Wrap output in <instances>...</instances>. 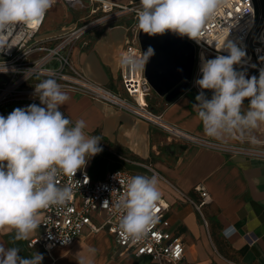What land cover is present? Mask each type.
Listing matches in <instances>:
<instances>
[{
	"label": "crops",
	"instance_id": "crops-1",
	"mask_svg": "<svg viewBox=\"0 0 264 264\" xmlns=\"http://www.w3.org/2000/svg\"><path fill=\"white\" fill-rule=\"evenodd\" d=\"M109 1L128 4L132 0ZM256 2L257 8L264 6V0ZM71 11L66 5L50 11L43 35L73 26L81 14L75 17ZM123 18L89 32L73 48L70 60L87 81L126 95L120 58L130 20ZM240 70L236 71L244 72L246 78L259 77L254 71ZM199 72L200 67L195 68L190 85L170 101L154 89L148 96L150 107L177 133L87 92L61 88L69 99L59 108L73 124L83 119L86 133L101 139L102 152L85 166L94 180H104L117 169L156 175L160 200L168 206L170 230L184 241L188 260L194 264H264V131L251 129L243 138L226 135L217 140L206 136L192 107L202 91L195 83ZM44 79L48 77L37 76L32 81ZM30 104L5 105L0 115L6 117ZM247 107L246 99L242 111ZM197 184H203L211 195L200 210L182 195L199 200ZM40 232L41 225L28 240ZM14 235V231H0V245L19 248L24 258L40 253L44 257L41 264H79L81 259L84 264H153L147 257L121 253L122 248L106 230H86L73 245L51 250L41 245L29 247L28 240L16 241Z\"/></svg>",
	"mask_w": 264,
	"mask_h": 264
},
{
	"label": "clouds",
	"instance_id": "clouds-1",
	"mask_svg": "<svg viewBox=\"0 0 264 264\" xmlns=\"http://www.w3.org/2000/svg\"><path fill=\"white\" fill-rule=\"evenodd\" d=\"M56 0H0V52L12 47L6 38L11 26L38 28ZM223 0H139L137 28L149 35L173 32L199 41L205 23L215 15ZM229 55L202 61L201 90H212L211 99L203 91L192 107L203 124L204 134L213 139L243 138L246 131H264V69L259 77L246 78L234 65L245 52L231 42L221 47ZM149 49L147 58L151 55ZM132 70L139 61L126 60ZM146 63V62H145ZM145 65V64H144ZM40 105L16 108L0 115V231H14V240H28L41 225L40 213L53 206L63 207L73 197L70 185L60 187L57 176L74 177L90 158L102 152L100 137L89 136L86 122H73L59 107L69 99L54 78L35 85ZM248 107L242 111L245 100ZM88 181L85 175L84 181ZM87 183V182H86ZM161 192L156 175L132 176L116 202L118 225L128 238H144L158 220ZM108 203L105 201L104 204ZM17 247L0 245V264H41L43 255H19ZM79 264H84L83 259Z\"/></svg>",
	"mask_w": 264,
	"mask_h": 264
},
{
	"label": "built area",
	"instance_id": "built-area-1",
	"mask_svg": "<svg viewBox=\"0 0 264 264\" xmlns=\"http://www.w3.org/2000/svg\"><path fill=\"white\" fill-rule=\"evenodd\" d=\"M59 5L81 10L82 13L73 26L43 35L50 11ZM139 7V0H132L128 4L109 0H56L38 28H28L22 24L11 26L6 38L12 47L0 52V74L6 76L0 80V108L14 102L40 104L35 94V85L39 82L32 79L44 76L54 78L62 89L87 92L94 98L124 107L151 123L177 133L150 107L148 101L153 87L146 76L147 61L139 40L140 30L136 26ZM128 15L131 22L126 26L128 33L120 58V78L126 93L122 95L84 79L72 65L70 55L89 32L109 20ZM263 23L264 9L258 12L256 0H223L215 15L205 23L199 41L182 37L195 46L199 57L201 54L207 57L227 56L228 51L221 47L231 42L245 52L241 63L236 66L246 72L254 71L259 76L260 70L264 69ZM126 60L139 61V69L132 70L130 64L125 63ZM95 87L107 89L132 106L105 97ZM59 111L69 118L60 108ZM181 135L184 136L183 133ZM85 175L88 181H84ZM132 176L135 175L127 170L117 169L104 180H94L85 168L71 178L58 175V185H70L73 197L63 207L53 206L41 211V232L28 240V246L41 245L48 250L57 246H71L86 230H106L122 248L121 253L147 257L153 264H194L186 258V245L182 238L170 230L171 223L166 217L168 206L161 200L156 213L158 220L144 238L134 241L121 232L118 225L120 213L115 205ZM195 190L200 194L199 200L184 193L182 195L200 210L210 202L211 195L203 184H197ZM105 201L108 203L104 204Z\"/></svg>",
	"mask_w": 264,
	"mask_h": 264
},
{
	"label": "water",
	"instance_id": "water-1",
	"mask_svg": "<svg viewBox=\"0 0 264 264\" xmlns=\"http://www.w3.org/2000/svg\"><path fill=\"white\" fill-rule=\"evenodd\" d=\"M139 40L146 57V76L153 89L170 101L183 92L191 83L196 62L195 46L182 36L165 32L149 35L139 32ZM201 72L198 78H201ZM211 99L212 90H202Z\"/></svg>",
	"mask_w": 264,
	"mask_h": 264
},
{
	"label": "bare ground",
	"instance_id": "bare-ground-1",
	"mask_svg": "<svg viewBox=\"0 0 264 264\" xmlns=\"http://www.w3.org/2000/svg\"><path fill=\"white\" fill-rule=\"evenodd\" d=\"M262 38H263V43H264V23H263V26H262ZM264 50V48H263ZM208 57L205 55V54H201L200 57H199V61H198V66L201 67L202 65V61L203 60H207ZM237 68H239L238 66H236ZM240 69V68H239ZM102 95H104L105 97L115 101V102H118V103H121L123 105H126V106H132L131 103H129L128 101L126 100H123L122 98H120L119 96L115 95L114 93L108 91L107 89H104V88H98V87H95Z\"/></svg>",
	"mask_w": 264,
	"mask_h": 264
},
{
	"label": "rangeland",
	"instance_id": "rangeland-1",
	"mask_svg": "<svg viewBox=\"0 0 264 264\" xmlns=\"http://www.w3.org/2000/svg\"><path fill=\"white\" fill-rule=\"evenodd\" d=\"M56 8V7H55ZM263 9H264V6L262 5L261 7H260V5H259V7H258V12H262L263 11ZM68 11V10H67ZM77 11V12H76ZM60 12V11H59ZM73 14H74V16L76 17L77 15H78V13H82L81 12V10H78V9H74V8H72V11H71ZM129 17H131V16H124V18L123 19H125V20H130V22H131V18H129ZM116 20V21H115ZM109 21H112V22H117V21H120V20H117V19H114V20H109ZM109 21H107V22H109ZM130 24V23H129ZM128 24V25H129ZM127 25V26H128ZM215 57H213L212 59H214ZM198 61H199V55L198 54H196V62H195V68L196 69H198L199 68V66H198ZM234 67V69L235 70H239V71H241L240 69H238L237 67H236V65H234L233 66ZM2 77H6L5 75H1L0 74V80H2L1 78Z\"/></svg>",
	"mask_w": 264,
	"mask_h": 264
}]
</instances>
